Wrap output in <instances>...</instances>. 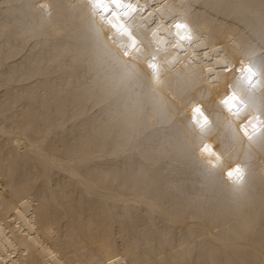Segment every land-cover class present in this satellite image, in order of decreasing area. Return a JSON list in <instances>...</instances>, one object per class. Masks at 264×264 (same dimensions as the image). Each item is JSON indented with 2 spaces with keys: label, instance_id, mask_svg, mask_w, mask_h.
I'll return each mask as SVG.
<instances>
[{
  "label": "bare ground",
  "instance_id": "obj_1",
  "mask_svg": "<svg viewBox=\"0 0 264 264\" xmlns=\"http://www.w3.org/2000/svg\"><path fill=\"white\" fill-rule=\"evenodd\" d=\"M138 1L158 78L88 0H0V264H264V136L221 104L264 120V0Z\"/></svg>",
  "mask_w": 264,
  "mask_h": 264
},
{
  "label": "snow or ice",
  "instance_id": "obj_2",
  "mask_svg": "<svg viewBox=\"0 0 264 264\" xmlns=\"http://www.w3.org/2000/svg\"><path fill=\"white\" fill-rule=\"evenodd\" d=\"M122 3H127L129 7L135 8L134 5L131 4V0H121ZM172 27L175 29V34L178 38V46H179V42L181 41H188V42H192L193 40H195V37L193 36L192 33V29L190 28L189 25H187L186 23L177 20ZM226 105H228L229 107H231L232 105L229 103V101H225ZM253 130L257 131V132H264V127L261 126V124H254L252 125ZM239 171V170H237ZM231 175V173H230ZM237 179H239V177H237Z\"/></svg>",
  "mask_w": 264,
  "mask_h": 264
},
{
  "label": "clouds",
  "instance_id": "obj_3",
  "mask_svg": "<svg viewBox=\"0 0 264 264\" xmlns=\"http://www.w3.org/2000/svg\"><path fill=\"white\" fill-rule=\"evenodd\" d=\"M112 25L114 27L117 28V30L119 31V34L123 37V38H128V32H127V23H126V20L125 18H123V16H121L119 14L118 11L114 10L113 13L111 14V19H110ZM237 96H241L238 92L237 93H233V96H231V100H234L237 98ZM244 96V95H243ZM247 99V97H244ZM249 111H251L253 113V117H256L258 116V112H255L251 109V103H250V106H249ZM197 117V115H196ZM198 133L202 136V139L203 138H207L211 132H203V131H198ZM211 144L214 145V142L211 141L209 142Z\"/></svg>",
  "mask_w": 264,
  "mask_h": 264
}]
</instances>
